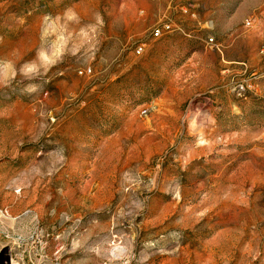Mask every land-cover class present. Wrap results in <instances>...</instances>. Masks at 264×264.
Returning <instances> with one entry per match:
<instances>
[{
    "label": "rangeland",
    "instance_id": "obj_1",
    "mask_svg": "<svg viewBox=\"0 0 264 264\" xmlns=\"http://www.w3.org/2000/svg\"><path fill=\"white\" fill-rule=\"evenodd\" d=\"M1 253L264 264V0H0Z\"/></svg>",
    "mask_w": 264,
    "mask_h": 264
},
{
    "label": "built area",
    "instance_id": "obj_2",
    "mask_svg": "<svg viewBox=\"0 0 264 264\" xmlns=\"http://www.w3.org/2000/svg\"><path fill=\"white\" fill-rule=\"evenodd\" d=\"M170 29V26L169 25H164V26H162V27H158V28H156L154 31H153V35L155 36V37H159V36H161V34L164 32V30H169ZM212 40H213V38H212ZM142 50V47H140L139 48V51H141Z\"/></svg>",
    "mask_w": 264,
    "mask_h": 264
},
{
    "label": "water",
    "instance_id": "obj_3",
    "mask_svg": "<svg viewBox=\"0 0 264 264\" xmlns=\"http://www.w3.org/2000/svg\"><path fill=\"white\" fill-rule=\"evenodd\" d=\"M0 264H11V262H10V257H9V256L5 257V256H3V254L1 253V254H0Z\"/></svg>",
    "mask_w": 264,
    "mask_h": 264
}]
</instances>
